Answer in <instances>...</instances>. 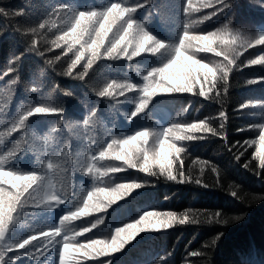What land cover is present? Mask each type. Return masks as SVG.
I'll return each mask as SVG.
<instances>
[{
  "label": "trees",
  "instance_id": "trees-1",
  "mask_svg": "<svg viewBox=\"0 0 264 264\" xmlns=\"http://www.w3.org/2000/svg\"><path fill=\"white\" fill-rule=\"evenodd\" d=\"M113 2L136 8L130 13L132 18L167 47L131 61L99 59L81 80L77 76L89 56L86 53L72 75H65L74 57L67 52V45L56 47L70 23V11L61 10L60 5L74 12L103 11ZM205 2L193 0L199 10L186 13V0H0V156L15 148L18 155L5 164L4 170L35 172L44 180L43 185L38 182L25 193L22 199L26 202L13 213L10 231L0 240L7 264H60L63 237L80 243L110 240L116 228L135 223L147 211L174 213L177 222L170 229L140 233L118 253L94 259L74 253V264H264V168L255 155L259 125L264 124V64L249 63L264 56V45L244 46L247 40L254 42L264 35V0H225L229 8L208 20L203 17L214 9L201 7ZM212 3L220 7L216 0ZM186 23L190 35L226 32L239 36L233 46L236 52L229 57H234L235 63L224 69L226 79L218 73L214 86L205 85L206 90L211 88L207 98L198 95L199 85L197 94L158 93L143 112L133 116L142 99L139 89L146 83L144 77L174 58ZM40 24L44 27L39 28ZM33 40L36 44L30 51ZM193 43L189 54L196 59L222 69L228 64L223 55L199 52V45ZM10 66L14 72H7ZM111 80L134 83L137 90L115 98L99 97L98 92ZM250 80L256 83L250 84ZM245 103L249 107L241 109ZM35 106L62 108L63 113L30 117L27 128L9 135L19 115ZM202 121L211 131L180 134L204 139L174 140L184 149L173 168L177 180L158 169H153L156 175H150L128 168L124 161L99 159L100 148L112 139L148 130L151 147L155 140L151 133L163 132L173 124ZM251 140L257 143H245ZM90 154L97 156L91 174L83 171ZM49 163L52 169L47 167ZM111 167L125 170L104 175ZM96 168L101 170L99 174ZM133 182L142 187L110 205L98 194L93 199L105 205L103 211L60 224L63 216L87 200L88 192ZM3 186L15 191L10 184ZM53 190L66 197L64 204L47 198L46 193ZM185 216L189 223L179 224ZM93 224L95 228H91ZM57 227L61 235L51 243L40 235L53 233ZM85 227L91 231L79 235ZM31 234L38 235L32 245L14 247Z\"/></svg>",
  "mask_w": 264,
  "mask_h": 264
},
{
  "label": "snow or ice",
  "instance_id": "snow-or-ice-1",
  "mask_svg": "<svg viewBox=\"0 0 264 264\" xmlns=\"http://www.w3.org/2000/svg\"><path fill=\"white\" fill-rule=\"evenodd\" d=\"M216 3L220 5L217 9L212 3V0H206L201 7H212L214 10L203 17L204 20L211 19L213 16H218L223 13L225 9L229 8V5L225 3V0H216ZM143 7V5H139ZM61 10L70 11V23L69 26L63 31V34L59 36L56 47H61V44L67 45V52L73 53V59L68 66V70L65 75L71 76L72 70L77 68V65L81 64V61L85 60L86 53L89 54L85 66L78 74L77 78L83 80L88 75L89 69L93 67L95 61L107 58V59H120L124 58L129 61L133 58L140 57L142 54H157L167 47V45L156 39L152 34L145 30L142 24L135 21L130 13L135 12L136 8L126 7L120 2H113L103 11H78L74 12L69 10L65 5H60ZM196 9L193 5V0H186L184 12H191ZM3 10L0 9V12ZM127 17V18H125ZM44 24H40L39 28H43ZM115 29V32L113 31ZM189 24H185V29L182 34V38L175 48L174 58L168 62L165 66L157 69H153L149 72L144 80L139 91L142 93V99L137 104L135 112L137 114L143 112L149 105L153 97L158 93L164 94H180V93H195L196 86L199 85L198 95L207 98V92L211 90L209 87L207 90L205 85L214 86L218 73L221 79H226L227 69L230 65L235 63V58H229L232 56L233 46L236 45L239 36H231L226 32H210L201 35H190ZM33 33L37 32L36 28L32 29ZM110 34L111 38H110ZM87 37V39H85ZM193 42L199 45V52L215 53L216 56H224V59L228 61L227 65H224L222 69L219 65L211 66L209 63H204L200 59H196L194 55H190V50L195 46ZM36 41H32L33 47L29 50H33ZM76 45H79L76 48ZM254 45H264V35H260L258 38L249 39L245 42V47H253ZM223 47L222 51H218V48ZM75 48V52L73 49ZM42 55V53H41ZM60 57L57 56L56 59ZM252 65L264 64V56L259 59H253L249 62ZM14 67H9L7 72H14ZM15 83V80H13ZM250 84L256 83L255 80H250ZM137 90V85L130 82H118L117 80H111L104 88L98 92V96L101 98L110 97L115 98L117 95L124 96L127 91ZM224 91H228V87L224 85ZM241 109L249 107L247 103L239 106ZM62 108L35 106L22 112L9 129V135L12 132L20 131L28 126L30 117L42 114H62ZM223 116L224 114L221 113ZM227 119V117H224ZM261 131L258 136V148L255 151V155L259 158L260 167L264 168V124H260ZM211 131L210 128L202 121L200 123H189L186 125L173 124L172 127L164 130L160 133H151L155 137L154 143L151 147L148 146L150 132L148 130L138 131L136 134L128 136L124 139H112L110 143L103 146L99 150V159L113 158L115 160L124 161L128 168L138 169L140 172L150 175H156L153 169H158L161 174H166L169 179L177 180V175L173 173V168L176 164L179 154L184 151L183 148L178 147L175 141L181 140H193L204 139V137H195L193 135L180 134L190 133L196 131ZM246 130V129H240ZM3 134L0 133V136ZM245 143L252 145L256 144V140L245 141ZM0 144H3V140L0 139ZM19 145V142H17ZM18 155L15 148L7 151V156H0V240H3L10 231V226L13 222V213L17 211L18 206L22 207L26 202L22 198L25 193H29V189L33 188V185H43L44 180L41 176H38L35 172L31 174H18L14 171H5V164H8L12 159ZM240 155H243L241 152ZM237 160L239 156L235 157ZM97 160L95 154H90L88 161L83 167V171L91 174L95 165L92 163ZM206 163V161L204 162ZM49 169L54 166L52 163L47 165ZM247 167V165H245ZM96 172L99 174L100 169L96 168ZM122 167H111L105 169L103 174L107 175L108 172L118 173L124 171ZM203 171V169H201ZM215 171V169H213ZM180 174L183 175V162H180ZM5 177L10 179L5 180ZM180 182H183L182 180ZM199 183V181H197ZM4 184H10L14 192L8 191L3 186ZM142 185L140 183H120L114 187H99L93 191L87 193V200L82 204L76 205L75 211H70L68 215L63 216L60 220V224L63 225L65 221L76 220L80 217H85L91 214L93 211H103L105 205L100 202H94V197L98 194L103 195L104 199L108 201V204L115 203L117 200L122 199L126 194L131 193L133 189H139ZM235 195V193H233ZM47 198L50 201H54L57 205L64 204L66 197L62 198V194L57 191H49L46 193ZM51 207V204L48 205ZM218 216L219 213H216ZM236 219H239L237 217ZM102 223V221H98ZM177 222V218L174 213H156L147 211L141 216L135 223H129L125 227H119L115 230V235L110 240H97L90 239L88 243H80L72 239H68L67 236L63 237L62 253L60 256V264H74V253H82L84 257L96 258L99 256H108L111 253L120 252L126 244L135 240V238L143 232L152 230L160 231L161 229H170L173 224ZM178 223L183 225L189 223L188 218L185 216L178 220ZM228 223L227 220L224 221ZM96 224H93L91 228H95ZM91 228L85 227L83 233L91 231ZM45 240L51 243L55 237L61 235V229L59 227L54 229L53 233L41 232ZM38 240L37 234H31L29 237L23 239L14 247L17 249H26V246L32 245L34 241ZM60 243V241H57ZM12 246L7 249L11 251ZM90 250V251H89ZM5 253L0 251V264H7L4 259ZM111 264V262H109Z\"/></svg>",
  "mask_w": 264,
  "mask_h": 264
},
{
  "label": "bare ground",
  "instance_id": "bare-ground-1",
  "mask_svg": "<svg viewBox=\"0 0 264 264\" xmlns=\"http://www.w3.org/2000/svg\"><path fill=\"white\" fill-rule=\"evenodd\" d=\"M38 68V67H37ZM84 106V105H83ZM86 108V107H85ZM246 139V138H245ZM239 140V139H238ZM240 142H241V140H240ZM244 143V142H243ZM238 144H240V143H238ZM241 145V144H240ZM244 147V146H243ZM224 152V151H223ZM219 172V171H218ZM218 176H219V174H218ZM219 189V188H218ZM252 238V237H251ZM253 248V247H252ZM249 249V248H248ZM254 251V250H253ZM249 255V254H248Z\"/></svg>",
  "mask_w": 264,
  "mask_h": 264
},
{
  "label": "clouds",
  "instance_id": "clouds-1",
  "mask_svg": "<svg viewBox=\"0 0 264 264\" xmlns=\"http://www.w3.org/2000/svg\"><path fill=\"white\" fill-rule=\"evenodd\" d=\"M235 52H236V49H233V50H232V54H235Z\"/></svg>",
  "mask_w": 264,
  "mask_h": 264
}]
</instances>
